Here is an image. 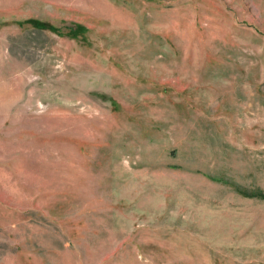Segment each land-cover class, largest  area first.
Masks as SVG:
<instances>
[{
    "label": "rangeland",
    "instance_id": "rangeland-1",
    "mask_svg": "<svg viewBox=\"0 0 264 264\" xmlns=\"http://www.w3.org/2000/svg\"><path fill=\"white\" fill-rule=\"evenodd\" d=\"M264 0H0V264H264Z\"/></svg>",
    "mask_w": 264,
    "mask_h": 264
},
{
    "label": "trees",
    "instance_id": "trees-1",
    "mask_svg": "<svg viewBox=\"0 0 264 264\" xmlns=\"http://www.w3.org/2000/svg\"><path fill=\"white\" fill-rule=\"evenodd\" d=\"M245 195H248V196H260L261 198H264V195H262L261 193H248V192H246Z\"/></svg>",
    "mask_w": 264,
    "mask_h": 264
}]
</instances>
